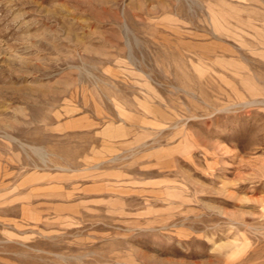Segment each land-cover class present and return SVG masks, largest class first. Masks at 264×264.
I'll return each mask as SVG.
<instances>
[{
    "label": "rangeland",
    "instance_id": "374dc122",
    "mask_svg": "<svg viewBox=\"0 0 264 264\" xmlns=\"http://www.w3.org/2000/svg\"><path fill=\"white\" fill-rule=\"evenodd\" d=\"M0 264H264V0H0Z\"/></svg>",
    "mask_w": 264,
    "mask_h": 264
}]
</instances>
